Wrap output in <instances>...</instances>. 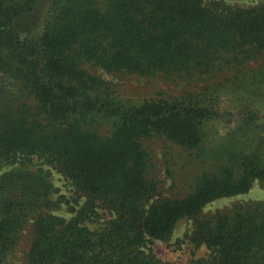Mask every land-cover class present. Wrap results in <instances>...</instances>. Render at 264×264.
<instances>
[{
    "label": "trees",
    "instance_id": "trees-1",
    "mask_svg": "<svg viewBox=\"0 0 264 264\" xmlns=\"http://www.w3.org/2000/svg\"><path fill=\"white\" fill-rule=\"evenodd\" d=\"M105 74L185 85L137 100ZM152 138L200 161L186 195L162 193ZM35 158L83 199L71 217L55 212L64 196ZM255 181L264 186V0H0V264H17L27 227L18 264H173L147 243L183 219L210 249L190 264H264V201L203 212ZM102 210L110 218L90 228Z\"/></svg>",
    "mask_w": 264,
    "mask_h": 264
},
{
    "label": "rangeland",
    "instance_id": "rangeland-1",
    "mask_svg": "<svg viewBox=\"0 0 264 264\" xmlns=\"http://www.w3.org/2000/svg\"><path fill=\"white\" fill-rule=\"evenodd\" d=\"M262 0H225L230 5L234 6H250L261 2ZM251 62L246 65L248 69H253L261 63ZM105 76L110 79L119 92L133 99L142 100L146 97L161 95V94H179L182 92L185 84H173L164 81L161 78H146L132 75H109ZM211 126V135L219 138L225 132L227 127L222 121H217ZM146 144L152 148L154 160V176L160 181V188L163 194L169 196L182 197L186 195L192 186L195 176L200 173L202 165L200 161H196L189 152L181 149L178 146L166 143L162 139L152 138L147 139ZM36 165H41L47 168L51 174L53 185L56 189L54 198L64 196V201L55 212L71 217L73 207L78 208L83 202L82 198H78L73 185L66 177L53 165L44 163L42 160L35 158ZM264 201V186L255 181L248 192L234 196L222 197L208 203L204 209V213L213 212L218 209L230 208L237 203H253ZM101 217L97 220L87 221L90 228H97L100 223L110 218L107 211H100ZM192 228V220H181L168 241L153 240L148 242V248L152 249L157 257L163 261L173 264H190L193 260L207 257L210 254V249L205 246H196L187 238V233ZM28 227L25 229L21 244L16 252V261L19 263L26 250L28 241Z\"/></svg>",
    "mask_w": 264,
    "mask_h": 264
}]
</instances>
